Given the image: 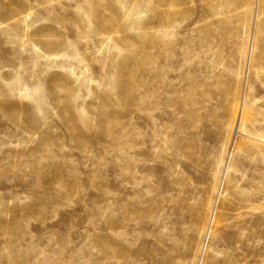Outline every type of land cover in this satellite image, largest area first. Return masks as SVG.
Wrapping results in <instances>:
<instances>
[{
  "label": "rangeland",
  "instance_id": "374dc122",
  "mask_svg": "<svg viewBox=\"0 0 264 264\" xmlns=\"http://www.w3.org/2000/svg\"><path fill=\"white\" fill-rule=\"evenodd\" d=\"M0 264H264V0H0Z\"/></svg>",
  "mask_w": 264,
  "mask_h": 264
},
{
  "label": "bare ground",
  "instance_id": "6f19581e",
  "mask_svg": "<svg viewBox=\"0 0 264 264\" xmlns=\"http://www.w3.org/2000/svg\"><path fill=\"white\" fill-rule=\"evenodd\" d=\"M252 50V46H251ZM247 54V53H246ZM252 55L251 52L248 55V62L251 61ZM246 89L243 87V90L240 92L239 100L236 102L238 107L237 111L235 110L232 113V119L229 124L230 127L234 129V127L238 128L242 126V113L243 108L246 105L245 97H246ZM239 108V110H238ZM224 183L223 179L215 180L214 187L212 193L207 197L206 203H205V210H204V216L202 219V223L200 226L201 234H210L211 231L216 227V225L219 223L218 216L221 211L220 206V186Z\"/></svg>",
  "mask_w": 264,
  "mask_h": 264
}]
</instances>
